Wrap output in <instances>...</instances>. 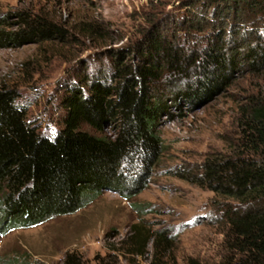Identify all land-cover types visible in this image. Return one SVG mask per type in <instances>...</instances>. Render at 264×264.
Segmentation results:
<instances>
[{"label":"rangeland","instance_id":"rangeland-1","mask_svg":"<svg viewBox=\"0 0 264 264\" xmlns=\"http://www.w3.org/2000/svg\"><path fill=\"white\" fill-rule=\"evenodd\" d=\"M213 10L206 0H0V30H20L29 15L60 30L59 37L0 47V86L17 91L27 121L52 133L61 127L64 89L148 30L195 47L214 29L237 39L241 29L264 27L245 2ZM240 70L211 96L162 118L163 151L140 194L125 201L107 191L73 214L0 232V264H65L69 256L81 264H219L220 199L194 177L206 160L229 155L245 110L264 106V68Z\"/></svg>","mask_w":264,"mask_h":264},{"label":"trees","instance_id":"trees-1","mask_svg":"<svg viewBox=\"0 0 264 264\" xmlns=\"http://www.w3.org/2000/svg\"><path fill=\"white\" fill-rule=\"evenodd\" d=\"M206 1L214 12L245 2L264 17V0ZM20 26L0 30V47L60 36L35 15ZM142 37L64 89L61 127L52 133L27 121L17 91L0 86V232L73 214L107 191L125 201L137 196L163 151L162 118L211 96L243 66L264 68V27L241 29L237 39L214 29L195 47L156 29ZM243 116L229 155L206 160L194 177L220 199L219 264H264V106L252 105ZM65 264L81 263L69 256Z\"/></svg>","mask_w":264,"mask_h":264}]
</instances>
